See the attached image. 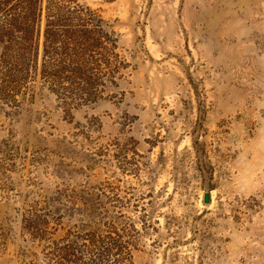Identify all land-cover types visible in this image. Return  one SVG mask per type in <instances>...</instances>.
<instances>
[{
  "label": "rangeland",
  "instance_id": "rangeland-1",
  "mask_svg": "<svg viewBox=\"0 0 264 264\" xmlns=\"http://www.w3.org/2000/svg\"><path fill=\"white\" fill-rule=\"evenodd\" d=\"M76 3L115 40L90 90L41 79V48L0 75V264L90 231L124 264H264V0Z\"/></svg>",
  "mask_w": 264,
  "mask_h": 264
},
{
  "label": "trees",
  "instance_id": "trees-1",
  "mask_svg": "<svg viewBox=\"0 0 264 264\" xmlns=\"http://www.w3.org/2000/svg\"><path fill=\"white\" fill-rule=\"evenodd\" d=\"M77 0H0V75L17 82L36 74L41 48L40 78L90 90L96 67L85 61L96 50L114 49L113 32L96 11ZM56 58L59 62L55 64ZM81 86V87H80ZM41 236V235H40ZM95 231L68 232L52 249L59 264H124L129 255L116 239ZM125 253V254H124ZM131 264V263H128Z\"/></svg>",
  "mask_w": 264,
  "mask_h": 264
},
{
  "label": "water",
  "instance_id": "water-1",
  "mask_svg": "<svg viewBox=\"0 0 264 264\" xmlns=\"http://www.w3.org/2000/svg\"><path fill=\"white\" fill-rule=\"evenodd\" d=\"M209 202H210V196H209V193L206 192L203 194L202 203L203 204H209Z\"/></svg>",
  "mask_w": 264,
  "mask_h": 264
}]
</instances>
